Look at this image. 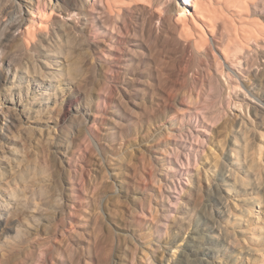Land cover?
I'll list each match as a JSON object with an SVG mask.
<instances>
[{
  "label": "rangeland",
  "instance_id": "374dc122",
  "mask_svg": "<svg viewBox=\"0 0 264 264\" xmlns=\"http://www.w3.org/2000/svg\"><path fill=\"white\" fill-rule=\"evenodd\" d=\"M90 1L69 16L53 0L27 81L9 7L32 18L30 4L0 0V111L16 118L0 113V264H264V12L251 52L223 59L222 35L196 44L175 26L173 0L160 15L155 0ZM51 74L69 80L71 110L45 99Z\"/></svg>",
  "mask_w": 264,
  "mask_h": 264
},
{
  "label": "bare ground",
  "instance_id": "6f19581e",
  "mask_svg": "<svg viewBox=\"0 0 264 264\" xmlns=\"http://www.w3.org/2000/svg\"><path fill=\"white\" fill-rule=\"evenodd\" d=\"M2 1V0H1ZM28 4H30L28 7L31 8L30 12L32 14V18H28L25 17L26 12L24 11V9L21 6H17V5H13L9 8H11V10L9 11V13L11 14V23L9 24V29H10V33L8 34V38L11 40L13 38L16 39V42H18L22 49L27 50L24 54L25 59H27V66H26V70L24 69L22 73H16L14 75V77H21L20 74H22L23 77H25L27 79V81H30V77L32 76V65H35V62L37 61V56L41 55L42 52H44V48H47L48 45L45 44V39H43L44 35L48 32L51 33V31H49L50 26H52V21L51 18L53 16V12L55 11L54 6H51L53 0H27ZM63 4H65L66 8H65V12L67 15L69 16H73L74 14H80V10L81 9V4L79 5L78 0H60ZM84 3L85 0H82ZM107 1V0H106ZM124 1V0H121ZM141 1V0H139ZM152 1V0H151ZM154 1V0H153ZM170 1V0H169ZM228 3H226V7L225 9L223 8V5H220V0H173L170 1V4L168 5V10L170 11V13L172 14V16L174 17L173 22L175 24V26H177V28H180L181 30L183 29L184 34L185 31L188 30L189 32H195L197 35V38L195 39V43L198 44V40L199 39H203V37H206L209 35L213 36L214 38L218 36V34L222 35V39L226 41V45L224 50H222V56L221 58L226 59L227 58V53H229L230 51L237 49L239 47L245 48V49H249L252 42L251 40V35L253 34V29L251 35L248 34V31H251V26L250 28H248L249 24H252L251 21L253 20V22H255L254 19L250 20L251 16L253 14H256L258 12L263 13L264 12V1H255L254 3H252V7H246V5H243L245 3V0H227ZM226 1V2H227ZM82 2V4H84ZM103 4V2H105V0H92L88 3V5H86L85 7L88 9L92 7V8H97L98 3ZM127 2V1H126ZM130 2V1H128ZM146 3L145 0H142L140 3ZM156 2V6L157 4H159V9L157 7L156 11L158 14L159 13H163L162 10V6L160 8V4L162 3V0H155ZM213 5V3L219 4V6H211ZM224 2V1H223ZM250 2V1H249ZM119 3V2H117ZM134 3V2H133ZM148 3V2H147ZM152 3V2H151ZM150 3L151 6H155L152 5ZM207 3L211 6H208ZM222 3V2H221ZM225 3V2H224ZM15 4V3H14ZM22 4V3H21ZM54 4V3H53ZM87 4V3H86ZM106 4H108V2H106ZM120 4V3H119ZM123 4V3H121ZM125 4V2H124ZM155 4V3H154ZM215 4V5H216ZM11 5V4H10ZM109 5V4H108ZM106 5V6H108ZM128 5V4H127ZM147 5V4H146ZM162 5V4H161ZM140 6V5H139ZM191 6H193V10H191ZM8 7V6H7ZM210 7V8H209ZM86 9V10H87ZM166 9V7H165ZM85 10V11H86ZM96 10V9H95ZM111 10V8H110ZM120 10V9H117ZM99 11V10H98ZM153 11V9H152ZM114 12V11H112ZM118 12V11H117ZM120 13H122L121 11H119ZM154 12V13H155ZM97 13V12H96ZM115 13V12H114ZM112 13V14H114ZM152 13V12H151ZM2 14V13H1ZM155 15V14H154ZM160 15V14H159ZM76 16V15H75ZM88 16V15H87ZM163 16V15H162ZM78 17V16H76ZM1 18V17H0ZM65 18V17H63ZM71 19V17H69ZM67 18V19H69ZM156 18V17H155ZM162 18V17H161ZM255 18V17H254ZM6 19V18H5ZM9 19V18H8ZM69 19V20H70ZM89 19V18H88ZM114 19V18H113ZM65 20V19H64ZM116 20V19H115ZM114 20V21H115ZM260 20V19H259ZM172 22V19L170 20ZM71 22V21H70ZM76 22V20H75ZM74 22V23H75ZM261 22V20H260ZM0 24L2 25V23L0 22ZM71 24V23H70ZM78 25V24H77ZM261 25V24H260ZM6 26V25H3ZM253 26V24H252ZM263 26V25H262ZM261 26V27H262ZM68 25H66V27L62 26V30H64L65 34L66 32L68 33ZM71 27V26H70ZM73 27V25H72ZM71 27V28H72ZM79 27V26H78ZM113 27V26H112ZM254 27V26H253ZM76 28V26H75ZM264 27L260 28L261 30ZM74 29V27H73ZM112 29V28H111ZM259 29V31H260ZM20 32V35L15 37V32L16 31ZM71 30V29H70ZM69 30V31H70ZM76 30V29H75ZM114 30V28H113ZM248 30V31H247ZM258 31V33H259ZM53 32H54V28H53ZM71 32V31H70ZM182 32V31H181ZM73 33V32H72ZM57 34V33H56ZM59 34H61L59 32ZM188 34V33H187ZM187 34H185L187 36ZM194 34V33H193ZM261 34V33H260ZM37 35H41L42 39L40 40V42L38 43L36 41V43L34 45H32V41L34 42V38L37 37ZM77 35V34H76ZM82 35V34H81ZM184 35V36H185ZM74 36V34H73ZM182 36V35H180ZM189 36H191L189 34ZM260 36V35H259ZM258 36V37H259ZM67 37V36H66ZM77 37V36H76ZM192 37V36H191ZM207 37V38H208ZM182 38V37H181ZM199 38V39H198ZM210 38V37H209ZM257 38V37H256ZM40 39V38H39ZM76 39V38H75ZM74 39V40H75ZM185 39V38H184ZM193 39V38H192ZM261 39V37L259 38ZM73 40V41H74ZM205 39H203V42ZM209 40V39H208ZM206 40V42L208 41ZM263 40V38H262ZM66 41V40H65ZM73 41L71 40L70 42L73 43ZM81 41V39H80ZM108 41V40H107ZM188 41V39H187ZM210 41V40H209ZM208 41V42H209ZM76 43V40L74 41ZM202 42V41H201ZM258 42V41H257ZM69 43V42H68ZM74 43V44H75ZM193 43V42H192ZM194 43V44H195ZM259 43V42H258ZM264 43V42H262ZM64 44V43H62ZM83 44V42L81 43ZM16 45V44H15ZM73 45V44H71ZM203 45V44H202ZM202 45H199L200 47ZM65 46V45H64ZM67 46V45H66ZM74 46V45H73ZM71 46V47H73ZM78 46V45H77ZM76 46V47H77ZM214 46V44H213ZM68 47V46H67ZM75 47V48H76ZM257 47V46H256ZM74 48V47H73ZM83 48V47H82ZM85 48V47H84ZM79 49V48H78ZM81 49V48H80ZM79 49V50H80ZM216 49V48H215ZM77 50V49H76ZM204 50V49H203ZM14 51V50H13ZM31 51H35L36 52V56L34 55V53H30ZM74 51V50H72ZM235 51V50H234ZM246 51V50H245ZM15 52V51H14ZM46 52V56L50 55L49 51H45ZM248 52V51H247ZM249 52L250 49H249ZM17 53V52H16ZM233 54V53H232ZM231 54V55H232ZM242 54V51H241ZM4 55V45L2 44V42L0 41V69L2 68L3 64H8L9 68H11V62H7L6 60H4L3 58ZM14 55V53H13ZM68 55V54H67ZM66 55V56H67ZM230 55V56H231ZM5 56V55H4ZM6 57V56H5ZM42 57V56H41ZM54 58L53 61H58L55 59L54 56H52ZM74 57V56H73ZM229 57V56H228ZM19 58V57H18ZM66 58V57H65ZM239 58V57H238ZM242 58V57H241ZM15 59V57H14ZM51 59V58H50ZM69 59V58H68ZM232 59V58H231ZM249 59V58H248ZM247 59V61H248ZM13 60V59H12ZM52 60V59H51ZM230 60V59H229ZM228 60V61H229ZM242 60V59H241ZM21 61V60H20ZM50 61V60H49ZM51 61V62H53ZM246 61V62H247ZM67 62V60H66ZM65 62V63H66ZM220 62V61H219ZM223 62V61H222ZM18 63V62H17ZM60 63V62H59ZM53 64V63H51ZM67 64V63H66ZM221 66V63H218ZM227 64V63H226ZM234 64V63H233ZM20 65V64H19ZM23 65V64H22ZM40 65V63H39ZM68 65V64H67ZM21 66V65H20ZM219 66V65H218ZM230 66V65H229ZM28 67H30V70H28ZM209 67V66H208ZM248 67V66H247ZM36 69V68H35ZM205 69V68H204ZM238 69V68H237ZM240 69V68H239ZM4 70V69H3ZM20 70V69H18ZM227 70L228 69L227 67ZM36 71V70H34ZM232 71V69H231ZM243 72V71H242ZM256 72V71H255ZM221 73V72H220ZM232 73V72H231ZM235 73V71L233 72ZM56 74V73H55ZM71 76L73 73H70ZM225 74V73H224ZM54 75V74H53ZM77 75V74H76ZM223 75V74H222ZM233 75V74H232ZM230 76V75H229ZM236 76V75H235ZM50 81L53 82L54 86L52 87L53 90V97H46L45 99L48 101H54L56 104L58 103V99L60 98L62 99V105H64V108L67 109L69 108V110H71L77 103H78V99L74 94L68 95V92H71V88L68 87V85L70 84V82H68L69 80L64 79V78H57V76H52V74L50 76ZM77 77V76H76ZM74 77V78H76ZM223 77V76H222ZM67 78V77H66ZM232 78V77H231ZM4 79V78H3ZM2 76L0 74V82L3 80ZM76 80V79H75ZM9 81V80H8ZM25 81V80H24ZM74 81V80H73ZM226 81V80H225ZM16 88V85L14 87V85L10 86V89H14ZM223 88V87H222ZM27 89V88H26ZM192 90V89H191ZM197 92V91H196ZM224 92V91H223ZM193 93V92H192ZM226 93V92H225ZM196 94V93H194ZM250 94V93H249ZM254 95V94H253ZM256 96V95H255ZM55 98V99H54ZM259 98V97H257ZM256 98V99H257ZM260 99V98H259ZM26 100V99H25ZM252 100V99H251ZM20 101V100H19ZM239 101V100H237ZM258 101V100H257ZM254 103V102H253ZM15 106V105H14ZM257 106V105H256ZM16 107V106H15ZM250 108V107H249ZM264 109V106L262 107ZM35 109V108H34ZM76 109V108H75ZM38 109H36L37 111ZM202 110V109H201ZM39 111V110H38ZM0 113H2L3 115L6 114L7 116H10V114H7V111L5 110L0 111ZM21 113V112H20ZM29 113V112H28ZM197 113V112H196ZM241 116V115H240ZM243 116V115H242ZM196 118V117H195ZM11 122H14L16 120L15 117H11ZM201 120V119H200ZM1 121V120H0ZM208 123V122H207ZM244 123V120L241 121V123L239 124V128L238 131L245 133L244 128L242 127ZM204 124V123H203ZM253 126V125H252ZM237 127V126H236ZM199 129V128H198ZM192 130V129H191ZM210 130V129H209ZM91 135V134H90ZM185 135V134H184ZM92 136V135H91ZM195 136V135H194ZM243 137H246V135H241ZM201 141H203V139H200ZM236 140H238V138L236 137ZM251 142V140H250ZM250 142H248L250 144ZM235 144V143H234ZM247 146V144H246ZM100 148V147H99ZM193 148V147H192ZM197 148V147H196ZM203 148V147H202ZM262 148V147H261ZM195 149V148H194ZM242 150H246V147L243 144V147L239 148V152H241ZM191 151V150H190ZM198 151V150H197ZM171 152V151H170ZM196 154V153H195ZM102 155V154H101ZM233 155V153H232ZM236 155V154H235ZM103 156V155H102ZM183 162V161H182ZM199 163V162H198ZM190 164V163H189ZM185 165V164H184ZM228 166V165H227ZM46 167V166H45ZM190 167V165L188 166ZM229 167V166H228ZM45 169V168H44ZM48 170V169H47ZM227 170V169H225ZM39 173V172H38ZM186 174V173H185ZM179 175V174H178ZM191 175V174H190ZM186 176V175H185ZM189 176V175H188ZM184 177V176H183ZM179 181V180H178ZM190 181V180H189ZM181 184V183H180ZM28 186V185H27ZM177 189V188H176ZM44 190V189H43ZM45 192V190H44ZM176 192V191H175ZM199 192V191H198ZM43 194V192H42ZM197 194V193H196ZM167 196V195H165ZM164 196V197H165ZM169 196V195H168ZM23 197V196H22ZM223 197V196H222ZM27 198V197H26ZM222 199V198H221ZM11 200V199H10ZM9 200V201H10ZM26 201V200H25ZM9 203V202H8ZM30 203V202H29ZM11 204V203H10ZM26 204V203H25ZM37 204V203H36ZM8 205V204H7ZM12 205V204H11ZM22 205V204H21ZM228 205V204H227ZM22 207V206H21ZM24 207V206H23ZM13 208V207H12ZM173 208V207H172ZM9 211V210H8ZM229 214V213H228ZM208 215V214H207ZM205 217V216H204ZM178 218V217H177ZM184 218V217H183ZM208 218V217H207ZM182 219V218H179ZM7 221V220H6ZM163 221V220H162ZM182 222V221H181ZM183 223V222H182ZM7 225V224H6ZM222 225V224H221ZM209 228V227H208ZM1 231V230H0ZM223 231V230H221ZM201 234V233H200ZM196 235V234H195ZM199 237V236H198ZM182 238V237H181ZM184 240V239H183ZM2 241V240H1ZM161 241V240H160ZM22 242V241H21ZM20 242V243H21ZM144 242V241H143ZM16 244V243H15ZM154 244V243H153ZM157 244V243H156ZM197 246V245H196ZM206 246V245H205ZM17 247V246H16ZM175 247V246H174ZM178 247V246H177ZM188 247V246H187ZM18 248V247H17ZM180 248V247H179ZM25 250V249H24ZM187 250V249H186ZM176 251V250H175ZM201 252V251H200ZM73 253V251H72ZM187 253V252H186ZM173 254V253H172ZM186 255V254H185ZM189 256V254H188ZM34 257V256H33ZM149 257V256H148ZM186 257V256H185ZM190 257V256H189ZM210 257V256H209ZM204 258V257H203ZM202 258V259H203ZM149 259V258H148ZM148 259H146L145 261L148 262ZM23 260V259H22ZM136 260V259H134ZM176 260V259H175ZM207 260V259H206ZM169 261V259H168ZM192 261V260H191ZM11 262V260H10ZM150 262V261H149ZM166 262V261H165ZM172 262V260H171ZM170 262V264H172ZM175 262V261H174ZM185 262V261H184ZM154 263V262H153ZM7 264V263H6ZM209 264V263H208Z\"/></svg>",
  "mask_w": 264,
  "mask_h": 264
}]
</instances>
